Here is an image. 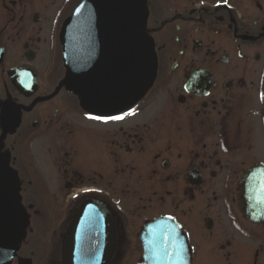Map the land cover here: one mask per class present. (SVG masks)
Masks as SVG:
<instances>
[{
  "label": "flooded vegetation",
  "instance_id": "obj_1",
  "mask_svg": "<svg viewBox=\"0 0 264 264\" xmlns=\"http://www.w3.org/2000/svg\"><path fill=\"white\" fill-rule=\"evenodd\" d=\"M141 1L151 79L100 113L88 79L64 82L62 31L86 0H0V154L25 216L4 264H63L87 202L102 215L105 264H142L161 217L188 264H264V0ZM88 216L86 230L100 229Z\"/></svg>",
  "mask_w": 264,
  "mask_h": 264
},
{
  "label": "water",
  "instance_id": "obj_2",
  "mask_svg": "<svg viewBox=\"0 0 264 264\" xmlns=\"http://www.w3.org/2000/svg\"><path fill=\"white\" fill-rule=\"evenodd\" d=\"M141 3V0H86L71 19L73 24L62 31L68 69L64 82L74 89L75 84L81 86L79 82L88 79V89L83 93L86 105L92 108L95 104L100 113L132 101L151 79L153 58L149 43L136 29L144 14ZM17 199L15 175L0 155V264L5 263L9 252L17 245L25 225ZM98 208L87 202L77 209L61 248L63 264H105L102 260L105 250L99 245L106 241L102 240L105 236L99 220L102 215L89 213ZM243 209L246 213V205ZM83 213L99 220L100 229L86 230ZM158 227L161 239L155 244L149 239L143 246V264H188L183 238L169 217L148 224L144 236L152 237ZM84 236H95V239L85 240ZM91 242L97 244L96 249H80V245Z\"/></svg>",
  "mask_w": 264,
  "mask_h": 264
},
{
  "label": "snow or ice",
  "instance_id": "obj_3",
  "mask_svg": "<svg viewBox=\"0 0 264 264\" xmlns=\"http://www.w3.org/2000/svg\"><path fill=\"white\" fill-rule=\"evenodd\" d=\"M219 2V0H218ZM261 99L264 100V94L261 95ZM135 114V110L132 109L127 113H124L122 115H114V116H93L90 115L89 118L90 119H94V120H98V121H103L105 123L112 121V120H123L127 115H134ZM260 191L262 193H264V182H261L260 184Z\"/></svg>",
  "mask_w": 264,
  "mask_h": 264
}]
</instances>
